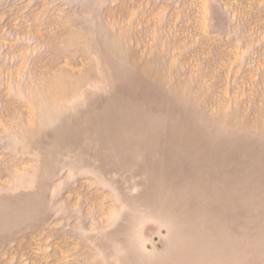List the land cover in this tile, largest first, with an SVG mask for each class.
Wrapping results in <instances>:
<instances>
[{
	"label": "rangeland",
	"instance_id": "374dc122",
	"mask_svg": "<svg viewBox=\"0 0 264 264\" xmlns=\"http://www.w3.org/2000/svg\"><path fill=\"white\" fill-rule=\"evenodd\" d=\"M0 264H264V0H0Z\"/></svg>",
	"mask_w": 264,
	"mask_h": 264
}]
</instances>
